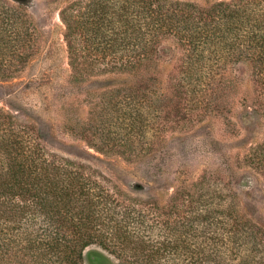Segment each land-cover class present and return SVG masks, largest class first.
Returning a JSON list of instances; mask_svg holds the SVG:
<instances>
[{"label": "trees", "instance_id": "obj_1", "mask_svg": "<svg viewBox=\"0 0 264 264\" xmlns=\"http://www.w3.org/2000/svg\"><path fill=\"white\" fill-rule=\"evenodd\" d=\"M31 2L0 0V77L19 74L40 51ZM59 16L73 78L138 74L133 86L104 93L80 128L91 147L122 145L119 155L130 160L148 138L153 152L168 121L220 112L212 100L217 87L229 86L230 65L249 67L257 90L251 107L264 121V0H70ZM169 43L183 56L179 80L164 88L147 73ZM247 161L264 177V145ZM219 183L178 185L164 201L125 190L49 149L39 127L0 108V264H84L89 249L121 264H264V230Z\"/></svg>", "mask_w": 264, "mask_h": 264}, {"label": "rangeland", "instance_id": "obj_2", "mask_svg": "<svg viewBox=\"0 0 264 264\" xmlns=\"http://www.w3.org/2000/svg\"><path fill=\"white\" fill-rule=\"evenodd\" d=\"M68 1L32 0L29 4V11L40 28L42 46L19 74L0 77V108L39 127L49 149L90 164L125 190L140 188L139 192L146 197L164 201L178 185L193 190L198 179L216 178L221 183L215 187L226 186L223 193H233L250 221L264 230V177L260 169L247 161L249 154L264 145V121L251 107L257 90L249 67L244 70L236 65L228 67L229 86L217 87L212 100L222 113L193 114L180 121V125L168 121L162 146L156 145V150L149 153L151 145L144 138L130 160L119 155V150L126 148L122 145L107 146L101 152L87 144L80 128L93 121L92 114L104 93L120 86H133L138 74L107 73L73 78L64 39L65 25L59 16ZM181 1L205 6L221 0ZM182 56L174 43H169L164 58L152 63L147 75L167 88L179 80ZM104 128L108 131L113 126L105 124ZM96 142L101 145L102 140ZM14 225L16 222H6L5 228ZM2 264H15V261ZM84 264L121 263L104 251L89 249Z\"/></svg>", "mask_w": 264, "mask_h": 264}]
</instances>
